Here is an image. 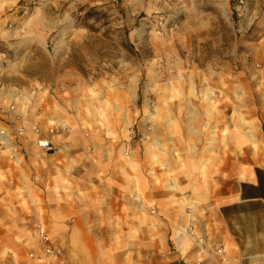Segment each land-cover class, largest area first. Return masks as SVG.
I'll list each match as a JSON object with an SVG mask.
<instances>
[{
	"label": "rangeland",
	"instance_id": "374dc122",
	"mask_svg": "<svg viewBox=\"0 0 264 264\" xmlns=\"http://www.w3.org/2000/svg\"><path fill=\"white\" fill-rule=\"evenodd\" d=\"M18 12L6 23L16 39L0 45L17 63L15 101L0 104V169L10 168L0 212L12 211L0 215V246L16 248L0 247V264L7 254L36 264L27 254L40 224L59 246L72 232L82 246L84 232L122 221L109 200L102 216H79L73 193L99 185L120 198L142 178L172 189V166L197 180L198 164L207 186L264 168V0H23ZM246 224L240 249L183 250L195 248L197 264H264V238Z\"/></svg>",
	"mask_w": 264,
	"mask_h": 264
},
{
	"label": "crops",
	"instance_id": "0c3cea01",
	"mask_svg": "<svg viewBox=\"0 0 264 264\" xmlns=\"http://www.w3.org/2000/svg\"><path fill=\"white\" fill-rule=\"evenodd\" d=\"M21 7L23 0H0V45L16 39L17 36L14 34L16 29L7 30L6 23L10 20L17 22L23 17V14L18 12ZM16 86L17 63L9 60L0 49L1 105L4 106L6 103L9 105L15 101ZM4 118L16 122L14 112L11 114L7 112ZM14 158L17 161V150ZM164 165L166 173H170L171 165ZM172 167L173 172L178 173L176 175L179 177V187L176 182L170 185L172 189L160 184L157 189L155 185L149 183L148 178H142L140 191L135 188L132 191L135 192L134 194L124 193L119 195L120 198L116 195L115 188L112 195L103 196L99 185H95V191L92 189L82 194L68 195L66 201L77 204L76 208L70 209L85 218L89 216L90 209H93L95 215L100 213L102 216V208L107 210L102 205L105 206L108 200L120 202L121 206L118 208L120 211L115 218L122 221L113 222L111 228H107L106 231L102 228L93 235L84 232L82 246H71L73 232L68 234L67 245L62 246L67 254V264H197L199 256L196 249L183 250V246H197L185 234L191 222L196 231L204 236L203 246H208V249L223 247L224 250H235L245 246L246 222L252 223V234L255 237L259 240L264 238V168L262 166L255 165L248 171L235 174L232 185L228 179H225L229 177V170L221 177L212 176L217 182L216 186H207V182L212 180L203 179L208 177L204 174L207 172L198 164H195L197 167L195 171L202 173L197 180L187 176V173L192 171ZM241 167L244 168L245 165ZM9 170L10 168L0 169L5 173ZM11 184V179H7L3 185L7 188ZM125 186L126 184H120L122 189ZM76 199L92 203V208L91 206L88 208L85 204L80 205L83 203H78ZM6 201L11 203L15 199L6 196ZM112 210L113 207H110V214L113 213ZM0 213L1 216L7 217L12 211ZM0 247L8 252L16 248L15 246ZM6 257L2 255L4 264H10L11 256L7 254Z\"/></svg>",
	"mask_w": 264,
	"mask_h": 264
},
{
	"label": "built area",
	"instance_id": "2783aa9c",
	"mask_svg": "<svg viewBox=\"0 0 264 264\" xmlns=\"http://www.w3.org/2000/svg\"><path fill=\"white\" fill-rule=\"evenodd\" d=\"M38 144L42 148L51 150V142L39 140ZM185 234L194 241L197 246H203L205 239L196 231L191 222L185 231ZM37 247L36 250L28 252L27 259L36 262V264H67V254L62 246H59L52 239L49 229L46 225L40 224L37 228Z\"/></svg>",
	"mask_w": 264,
	"mask_h": 264
}]
</instances>
